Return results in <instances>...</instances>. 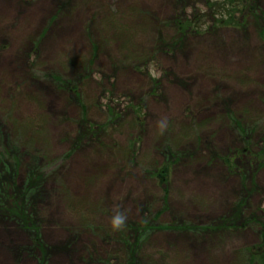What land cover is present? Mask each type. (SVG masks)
<instances>
[{"label": "rangeland", "instance_id": "1", "mask_svg": "<svg viewBox=\"0 0 264 264\" xmlns=\"http://www.w3.org/2000/svg\"><path fill=\"white\" fill-rule=\"evenodd\" d=\"M176 13V0H0V172L15 161L22 186L33 158L45 170L33 208L46 264H123L125 239L111 226L117 212L153 225L139 264H243L240 252L257 243L251 229L198 236L162 228L216 221L243 187L249 215L264 211V168L242 156L231 170L219 159L233 149L235 120L252 124V146H263L259 29L251 19L244 30L191 36L172 49ZM54 76L78 87L84 110ZM165 143L181 153L162 185L150 173L165 160ZM29 240L0 221V264H39L40 251L25 252Z\"/></svg>", "mask_w": 264, "mask_h": 264}, {"label": "trees", "instance_id": "2", "mask_svg": "<svg viewBox=\"0 0 264 264\" xmlns=\"http://www.w3.org/2000/svg\"><path fill=\"white\" fill-rule=\"evenodd\" d=\"M184 0H176V16L173 17L172 25L175 30V39L170 42L172 49L181 47L188 38L191 36H201L208 34L216 30L233 29L244 30L249 20L255 22L260 39L264 41V8L261 6L259 0H198L199 5L193 7V10L184 13V10L180 8V3ZM192 1V0H191ZM182 6V5H181ZM56 87L60 91H67L71 95V100L76 102L84 110V106L81 102V96L78 92V87L73 86L70 81L54 76L52 77ZM115 117L114 113L109 115V120L113 121ZM139 120V119H138ZM234 130V145L233 149L229 151L225 157L219 159L223 162L227 168L234 170L237 167V163L243 157L248 158L246 164L249 162L252 165H256L257 169L264 168V138L261 139L262 147L258 146V150L252 146L254 136L252 132L255 130L252 124H242L240 121L235 120ZM83 130L85 129L82 124ZM84 135L78 137L76 141H73V146L77 148L81 141L84 139ZM1 139V138H0ZM14 150L15 153L20 152V146H13L8 144ZM162 151L165 154V160L155 170L151 171V176L159 178L160 184H165L167 178L165 177L169 169L173 165L172 163L177 161L181 152L172 151L167 143L164 144ZM5 154L9 153L8 148H3ZM171 153V154H170ZM15 155V157H21ZM243 156V157H242ZM3 154L0 153V162L3 160ZM242 157V158H240ZM217 158V157H215ZM19 161V159H16ZM15 166L12 167V172L9 174V163L4 165V168L0 172V221H12L15 226L20 229L24 234L29 233L30 247L26 249L28 255L34 256L37 251L42 253V257L39 258V264H46V248L43 245L41 238V225L40 222H36L35 210L33 208L36 205L35 200H40L44 196L45 182L48 180L47 174L42 166L38 164V160L33 158L32 162L27 166V173L25 182L22 186H17V163L14 161ZM235 163V164H233ZM10 180L11 185L8 184ZM15 180V181H14ZM245 192V196L242 195L237 199L234 205L228 210L224 216L220 217L216 221L210 223L198 225L191 222L181 221L177 219L174 229L171 227H162L170 230H174L180 233L193 234L198 236L215 235L230 230H242L251 229L257 234L258 241L254 245L246 247L241 253V262L243 264H264V219L259 216H264V211H260L259 214H250L247 211V207L244 206L246 200L249 198L250 191L242 188ZM4 203V204H1ZM147 219L143 218L141 223H126L121 229L117 230L124 242L126 250V257L123 264H139L137 262L138 252L146 238L148 231L153 230V225L146 226ZM144 226L146 228H144ZM161 228V227H160ZM129 232L133 239L130 242L127 240L126 233ZM129 239V238H128ZM24 249H19L17 253H22ZM46 253V254H45Z\"/></svg>", "mask_w": 264, "mask_h": 264}, {"label": "clouds", "instance_id": "3", "mask_svg": "<svg viewBox=\"0 0 264 264\" xmlns=\"http://www.w3.org/2000/svg\"><path fill=\"white\" fill-rule=\"evenodd\" d=\"M127 217L122 212H117L112 218H111V226L115 230L121 229L125 223H126Z\"/></svg>", "mask_w": 264, "mask_h": 264}]
</instances>
